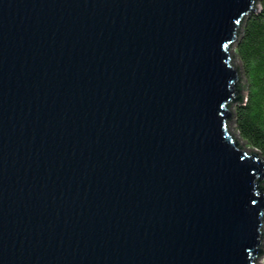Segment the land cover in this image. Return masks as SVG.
<instances>
[{
	"label": "water",
	"instance_id": "obj_1",
	"mask_svg": "<svg viewBox=\"0 0 264 264\" xmlns=\"http://www.w3.org/2000/svg\"><path fill=\"white\" fill-rule=\"evenodd\" d=\"M252 11L0 0V264L260 263L264 157L228 108Z\"/></svg>",
	"mask_w": 264,
	"mask_h": 264
},
{
	"label": "trees",
	"instance_id": "obj_2",
	"mask_svg": "<svg viewBox=\"0 0 264 264\" xmlns=\"http://www.w3.org/2000/svg\"><path fill=\"white\" fill-rule=\"evenodd\" d=\"M240 79L237 100L229 103L234 138H241L250 150L264 157V0H255V11L242 21L235 43ZM264 191V179L260 183ZM264 264V230L261 253ZM260 264V263H259Z\"/></svg>",
	"mask_w": 264,
	"mask_h": 264
},
{
	"label": "rangeland",
	"instance_id": "obj_3",
	"mask_svg": "<svg viewBox=\"0 0 264 264\" xmlns=\"http://www.w3.org/2000/svg\"><path fill=\"white\" fill-rule=\"evenodd\" d=\"M234 53V52H233ZM233 58H234V61H235V64L236 66L239 65V61H238V58L236 57V55L234 54L233 55ZM233 128H234V131H235V127H234V123H233ZM239 140V143L246 149L250 150V146H248L245 141H243L241 138L238 139ZM260 263L263 264V260L260 259Z\"/></svg>",
	"mask_w": 264,
	"mask_h": 264
}]
</instances>
